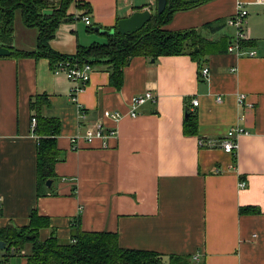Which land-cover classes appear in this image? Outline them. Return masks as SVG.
<instances>
[{"label": "crops", "instance_id": "obj_1", "mask_svg": "<svg viewBox=\"0 0 264 264\" xmlns=\"http://www.w3.org/2000/svg\"><path fill=\"white\" fill-rule=\"evenodd\" d=\"M238 2L250 11L264 7L263 0H211L175 13L164 26L170 32L201 30L222 20L203 34L210 43L203 63L210 70L207 79L200 78V65L187 55L162 56L154 63L136 56L123 69L120 89L110 83L108 72L94 67L90 83L73 101L75 85L55 75L48 59L0 58V230L28 227L36 210L50 219V228L40 231L43 241L52 231L69 241L80 219L82 231L116 233L121 248L159 253L166 264L170 256L195 255L204 264H264V27L245 23L252 46L244 55L229 53L235 30L227 21ZM82 3L91 13L79 8ZM156 7L157 0H75L72 19L62 22L50 46L74 57L108 43L96 27L109 31L137 11L155 14ZM250 17L248 11L247 21ZM37 39L38 29L27 27L16 12L7 46L31 51ZM249 50L256 55L248 56ZM148 91L156 101L129 117L134 98ZM40 95L49 99L41 115L61 123L62 159L51 187H39L38 143L31 126V99ZM239 95L246 97L243 105ZM188 107L197 119V136L184 133ZM80 108L86 113L83 123ZM116 111L126 116L112 120ZM98 123L116 129L118 136L72 145L73 137L94 133ZM235 126L248 134L239 137L238 151L228 154L219 142ZM246 207L260 213L242 214ZM25 253L2 259L0 251L1 264H28Z\"/></svg>", "mask_w": 264, "mask_h": 264}, {"label": "trees", "instance_id": "obj_2", "mask_svg": "<svg viewBox=\"0 0 264 264\" xmlns=\"http://www.w3.org/2000/svg\"><path fill=\"white\" fill-rule=\"evenodd\" d=\"M75 0H0V46H7V40L14 34L16 12H21L27 27L38 29L37 47L34 50L12 49L11 58L48 59L53 70L60 63L90 64L97 70L110 74V83L120 89L123 83V69L136 56L158 59L162 56H190L201 70L209 55L208 39L203 37L207 28L222 22L217 20L206 24L201 30L170 32L164 30L175 13L187 11L211 0H200L196 4H185V0H168L163 14L155 12L152 20L136 34L120 35L117 32L108 36L106 44H94L82 49L74 57L55 52L50 40L64 20L72 19L69 8ZM91 13L87 3L78 5ZM117 27L113 28L116 29ZM231 40L229 41L230 44ZM228 44V46H229ZM251 41L244 46L251 47ZM228 48V47H227ZM202 65V67H201ZM54 72V71H53ZM47 95L31 99V110L37 118V127L33 130L37 138V174L39 187H45L48 181L56 178L55 165L62 159L57 138L61 132V123L57 119L45 118L40 109L48 105ZM184 133L197 136L198 127L195 113L187 108ZM236 157H234V162ZM39 197L44 196L39 192ZM242 214H258L255 207L241 209ZM50 228V219L33 211L30 224L21 230L13 225L0 230V241L5 243L2 259L19 255L26 250L24 257L28 264H166L165 257L156 252L123 249L119 246L118 235L110 232H84L80 219L73 225L72 238L69 241L58 239L55 231L43 241L40 231ZM14 251V252H13ZM1 264V261H0ZM168 264H204L194 261L191 256H170Z\"/></svg>", "mask_w": 264, "mask_h": 264}, {"label": "built area", "instance_id": "obj_3", "mask_svg": "<svg viewBox=\"0 0 264 264\" xmlns=\"http://www.w3.org/2000/svg\"><path fill=\"white\" fill-rule=\"evenodd\" d=\"M264 1V0H263ZM248 17V10L245 7L243 2L237 3V11L235 15L230 17L227 21L229 27H232L235 30L234 37L231 39V42L228 46V52L234 53L236 55H244V49L247 47L244 46V42L249 41V38L246 34L244 29L245 20ZM86 25L91 24L90 17L85 16L83 18ZM247 52L248 56L253 57L256 55L254 50L245 51ZM54 71L55 75H64L71 83L75 85L72 91V100L76 101V95L82 92L90 83L92 75L94 73V67L90 64H71V63H60ZM232 71H236L233 69ZM210 70L208 67H204L201 70L200 78L207 79L209 77ZM245 95H239L238 102L240 105H243L245 102ZM156 96L151 92L148 91L144 94L138 95L133 100V109L127 115L131 118H136L139 114L137 113V108L140 106L145 105L147 102H155ZM218 101H221V98H218ZM199 102L197 99L192 101V107H197ZM80 121L83 123L86 120V113L83 108H80ZM126 114L116 111L110 114V118L115 121L121 120L125 117ZM32 130L37 127V118L32 117L31 120ZM83 126V124H82ZM248 134V131L239 128V127H232L227 135L219 142L221 147L223 148L224 152L228 154H234L239 149V137L241 135ZM118 136V132L116 129H107L102 123H98L95 127L94 133L82 134L79 133L75 137L71 139L72 145L75 147L79 146V143L84 144H92L97 139H108V138H116ZM104 146L107 147L108 145L104 143ZM240 187H246L245 182L240 183ZM14 252V251H13ZM194 261H199L200 258L198 255L193 257Z\"/></svg>", "mask_w": 264, "mask_h": 264}, {"label": "water", "instance_id": "obj_4", "mask_svg": "<svg viewBox=\"0 0 264 264\" xmlns=\"http://www.w3.org/2000/svg\"><path fill=\"white\" fill-rule=\"evenodd\" d=\"M200 0H185V4H196ZM168 6V0H157L156 12L158 14H163ZM154 16V13L150 9L143 11H137L133 13L129 18L121 19L118 21L117 28L112 30H102L100 27H96L94 30L106 35L112 36L115 32L120 35H132L141 31L147 23H149ZM12 54L11 50L6 47L0 46V58L10 57ZM155 62V59L152 60V63ZM52 181L47 182V187H51ZM5 243L0 241V250L5 249Z\"/></svg>", "mask_w": 264, "mask_h": 264}, {"label": "rangeland", "instance_id": "obj_5", "mask_svg": "<svg viewBox=\"0 0 264 264\" xmlns=\"http://www.w3.org/2000/svg\"><path fill=\"white\" fill-rule=\"evenodd\" d=\"M247 10L250 12L251 17L249 18V20L247 21V18L245 20V22L247 24H249L250 22H253V28L255 29H261L264 27V7H257L255 8L253 11H250L248 8ZM18 15H19V11H18ZM256 15V16H254Z\"/></svg>", "mask_w": 264, "mask_h": 264}]
</instances>
